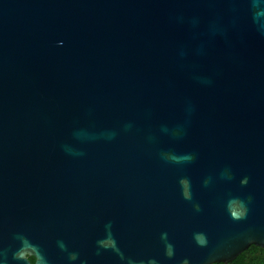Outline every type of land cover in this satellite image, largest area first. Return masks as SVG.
<instances>
[{"label": "water", "instance_id": "water-1", "mask_svg": "<svg viewBox=\"0 0 264 264\" xmlns=\"http://www.w3.org/2000/svg\"><path fill=\"white\" fill-rule=\"evenodd\" d=\"M250 245L264 0H0V264L228 263Z\"/></svg>", "mask_w": 264, "mask_h": 264}, {"label": "trees", "instance_id": "trees-1", "mask_svg": "<svg viewBox=\"0 0 264 264\" xmlns=\"http://www.w3.org/2000/svg\"><path fill=\"white\" fill-rule=\"evenodd\" d=\"M264 250V246L250 245L228 263L214 262L212 264H249L254 258H258Z\"/></svg>", "mask_w": 264, "mask_h": 264}, {"label": "clouds", "instance_id": "clouds-1", "mask_svg": "<svg viewBox=\"0 0 264 264\" xmlns=\"http://www.w3.org/2000/svg\"><path fill=\"white\" fill-rule=\"evenodd\" d=\"M249 264H264V250H261V254L258 258H254Z\"/></svg>", "mask_w": 264, "mask_h": 264}, {"label": "flooded vegetation", "instance_id": "flooded-vegetation-1", "mask_svg": "<svg viewBox=\"0 0 264 264\" xmlns=\"http://www.w3.org/2000/svg\"><path fill=\"white\" fill-rule=\"evenodd\" d=\"M25 258L27 259V261L30 264H33L34 258H33V254L32 253H29L28 251H26Z\"/></svg>", "mask_w": 264, "mask_h": 264}, {"label": "snow or ice", "instance_id": "snow-or-ice-1", "mask_svg": "<svg viewBox=\"0 0 264 264\" xmlns=\"http://www.w3.org/2000/svg\"><path fill=\"white\" fill-rule=\"evenodd\" d=\"M235 215V214H234Z\"/></svg>", "mask_w": 264, "mask_h": 264}]
</instances>
